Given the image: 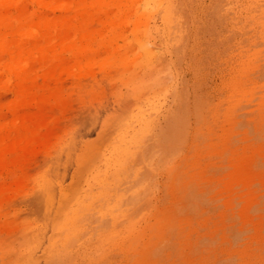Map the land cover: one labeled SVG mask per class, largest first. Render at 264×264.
I'll return each mask as SVG.
<instances>
[{
	"label": "rangeland",
	"instance_id": "rangeland-1",
	"mask_svg": "<svg viewBox=\"0 0 264 264\" xmlns=\"http://www.w3.org/2000/svg\"><path fill=\"white\" fill-rule=\"evenodd\" d=\"M174 2L175 41L160 13L139 18L165 53L169 87L157 90L158 105L111 98L102 116L126 107L137 129L145 110L154 120L152 153L139 167L147 190L130 210L142 235L83 239L65 264H264V0ZM143 3L132 1V21L144 14ZM121 86L120 100L127 98ZM9 207L0 209V264H47L38 247H48L51 222L28 203Z\"/></svg>",
	"mask_w": 264,
	"mask_h": 264
},
{
	"label": "bare ground",
	"instance_id": "bare-ground-1",
	"mask_svg": "<svg viewBox=\"0 0 264 264\" xmlns=\"http://www.w3.org/2000/svg\"><path fill=\"white\" fill-rule=\"evenodd\" d=\"M132 1L0 0V209L24 202L43 212L47 264H65L83 239L142 235L130 210L147 190L139 167L154 120L142 110L137 129L126 107L102 116L111 98L158 105L157 90L169 87L165 53L142 16L160 13L173 41L181 25L174 0H141L135 21Z\"/></svg>",
	"mask_w": 264,
	"mask_h": 264
}]
</instances>
